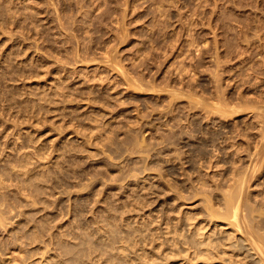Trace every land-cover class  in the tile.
<instances>
[{
	"label": "rangeland",
	"instance_id": "374dc122",
	"mask_svg": "<svg viewBox=\"0 0 264 264\" xmlns=\"http://www.w3.org/2000/svg\"><path fill=\"white\" fill-rule=\"evenodd\" d=\"M0 211V264H262L264 0H0Z\"/></svg>",
	"mask_w": 264,
	"mask_h": 264
},
{
	"label": "bare ground",
	"instance_id": "6f19581e",
	"mask_svg": "<svg viewBox=\"0 0 264 264\" xmlns=\"http://www.w3.org/2000/svg\"><path fill=\"white\" fill-rule=\"evenodd\" d=\"M201 141V140H200ZM200 149V148H199ZM202 150V149H201ZM200 150V151H201ZM204 150V149H203ZM203 150H202V152H203ZM220 153V152H219ZM200 155V154H199ZM212 158V157H211ZM217 159V158H216ZM218 160V159H217ZM210 162H213V161H211V159H210ZM216 162V161H215ZM214 162V163H215ZM213 165V164H212ZM252 172V171H251ZM257 171H255V173H256ZM249 173V172H248ZM246 173H244L243 175H244V177L246 176L245 175ZM254 176V175H253ZM247 177V176H246ZM245 178H243L241 181L242 182H244V181H246V180H244ZM242 186V185H241ZM241 187H240V190H238V192L236 193V194H233L232 193V195H230L229 196V198L227 199V202H226V205H227V209H228V212H231V215H233L235 218H237V220H238V222L240 223L241 221H240V218H242L241 216H240V214L238 213V209H240L241 207H242V205H243V201L241 200V199H239V198H241V197H239L240 196V192H241ZM243 196V195H242ZM239 197V198H238ZM235 204H239V207H237V208H234V210L232 209L234 206H235ZM244 215V214H243ZM247 215V214H246ZM239 216H240V218H239ZM5 217L6 216H4L3 215V213L0 211V223H2V222H4V219H5ZM246 217V216H245ZM245 217H243V218H245ZM250 216H248L247 217V219H248V222L250 221V223L252 224V223H254L253 222V217H250V218H252L251 220H249L250 218H249ZM260 220V219H259ZM244 221V220H243ZM262 221H263V219H262ZM262 221H261V223H262ZM248 222H246V223H248ZM3 224V223H2ZM249 224V223H248ZM250 245H252V247L256 250V252H257V254L259 255V260H261L262 261V264H264V243L263 242H261V243H258L256 240H254V241H250ZM255 252V253H256Z\"/></svg>",
	"mask_w": 264,
	"mask_h": 264
}]
</instances>
